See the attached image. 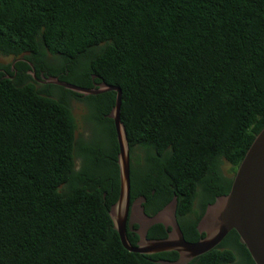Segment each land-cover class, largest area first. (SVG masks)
Wrapping results in <instances>:
<instances>
[{
  "label": "trees",
  "instance_id": "obj_1",
  "mask_svg": "<svg viewBox=\"0 0 264 264\" xmlns=\"http://www.w3.org/2000/svg\"><path fill=\"white\" fill-rule=\"evenodd\" d=\"M0 53L13 57L0 64V264L178 257L128 251L109 216L119 191L107 116L116 92L85 96L37 83L29 63L37 77L45 65L44 77L120 88L130 201L143 197L153 215L175 196L188 241L203 236L197 223L206 206L228 193L264 126V0H0ZM72 99L85 106L86 139L76 137ZM169 229L154 224L146 237ZM188 264L255 263L231 230Z\"/></svg>",
  "mask_w": 264,
  "mask_h": 264
},
{
  "label": "water",
  "instance_id": "obj_2",
  "mask_svg": "<svg viewBox=\"0 0 264 264\" xmlns=\"http://www.w3.org/2000/svg\"><path fill=\"white\" fill-rule=\"evenodd\" d=\"M33 69L32 63H29ZM13 66V64H12ZM34 78L35 73L30 71ZM41 83L56 84L80 95H96L115 91V104L108 117L113 120L118 142L119 191L116 201L109 208V216L118 232L125 249L142 254L175 251L177 259L159 261L161 264H188L197 257L217 246L229 231L235 230L239 241L245 245L255 264H264V126L255 135L243 158L238 164L227 194L216 197L208 204L197 223V230L203 236L188 241L176 216V197L153 215L144 212L143 197L130 201V146L121 122V90L105 82L94 87H82L56 76L39 79ZM139 224V241L132 245L127 238L128 220ZM163 224L168 230L164 238L149 239L148 229L154 224Z\"/></svg>",
  "mask_w": 264,
  "mask_h": 264
},
{
  "label": "rangeland",
  "instance_id": "obj_3",
  "mask_svg": "<svg viewBox=\"0 0 264 264\" xmlns=\"http://www.w3.org/2000/svg\"><path fill=\"white\" fill-rule=\"evenodd\" d=\"M49 59L50 61H54V58L51 56L49 57ZM12 60V56H4L0 53V64L6 65L9 64ZM36 86L38 88L40 87L39 84H36ZM70 108L76 123V137L80 139H86L88 137V129L84 118V116L86 115V110L83 102L72 99L70 101ZM136 153H138V150H136ZM80 165V158L78 156H75V167L79 168ZM222 168L225 175L229 177L233 175L232 166L227 161H224Z\"/></svg>",
  "mask_w": 264,
  "mask_h": 264
},
{
  "label": "flooded vegetation",
  "instance_id": "obj_4",
  "mask_svg": "<svg viewBox=\"0 0 264 264\" xmlns=\"http://www.w3.org/2000/svg\"><path fill=\"white\" fill-rule=\"evenodd\" d=\"M43 68H41L40 70H39V76L37 77V78H34V80H35V82H37V83H40V81H39V79H41V77H44V73L45 72H47L48 71V69H47V67L45 66V65H43L42 66ZM32 72H34L35 73V75H36V72H35V68H34V66H33V69H32ZM27 73H29V71L27 70ZM153 214V213H152ZM149 215H151V214H149ZM139 228V224L138 223H136V222H133V221H131V217H130V219L128 220V224H127V229L131 232V234H132V237L134 238L135 236H137V239H136V243L139 241V235H138V233H137V229ZM137 234V235H136Z\"/></svg>",
  "mask_w": 264,
  "mask_h": 264
}]
</instances>
